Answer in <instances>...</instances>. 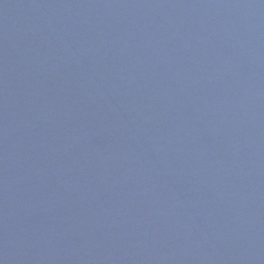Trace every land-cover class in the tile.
<instances>
[{
  "label": "water",
  "instance_id": "water-1",
  "mask_svg": "<svg viewBox=\"0 0 264 264\" xmlns=\"http://www.w3.org/2000/svg\"><path fill=\"white\" fill-rule=\"evenodd\" d=\"M0 264H264V0H0Z\"/></svg>",
  "mask_w": 264,
  "mask_h": 264
}]
</instances>
